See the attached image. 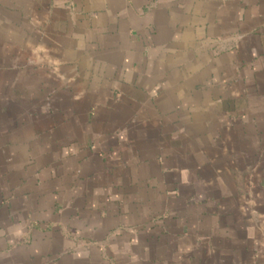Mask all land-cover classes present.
I'll return each mask as SVG.
<instances>
[{
	"label": "crops",
	"instance_id": "0c3cea01",
	"mask_svg": "<svg viewBox=\"0 0 264 264\" xmlns=\"http://www.w3.org/2000/svg\"><path fill=\"white\" fill-rule=\"evenodd\" d=\"M0 264H264V0H0Z\"/></svg>",
	"mask_w": 264,
	"mask_h": 264
}]
</instances>
